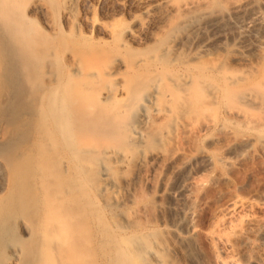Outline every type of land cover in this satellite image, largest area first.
<instances>
[{
	"label": "rangeland",
	"instance_id": "1",
	"mask_svg": "<svg viewBox=\"0 0 264 264\" xmlns=\"http://www.w3.org/2000/svg\"><path fill=\"white\" fill-rule=\"evenodd\" d=\"M139 1L81 0L75 17L69 20L65 16L63 0H40L43 14L30 15L41 33L36 58L32 55L33 62L25 61L34 64L25 83V101L7 112L0 109V144L17 137L15 148L8 154L11 156L0 155V264H47L53 257L65 264H117L120 246L131 238H139L150 246L158 244L162 248L164 264H264V109L249 111L250 123L253 118L255 121L250 125L234 115L239 109L236 97L264 84V12L256 21L246 20V16L231 19L222 27L219 25L199 35L198 47L191 48L185 55L194 64L199 57L197 62L204 65L199 64L201 68L209 72L208 82L213 81L209 84H217L216 89L221 90L218 89L219 97L211 107L206 103L208 98L205 99L203 111L207 112L199 111L193 120L196 128L191 126L190 130L197 132L193 138L188 141L186 138L183 143L182 140L181 143L178 140L160 142L169 153L184 150L189 158L200 153L207 156L194 163L187 172L188 186L177 201L165 196L167 187L174 186L177 180L176 172L167 169L165 163L154 172L150 169L144 173L148 182L134 166L118 172L117 181L127 192L123 193L127 200L124 204L112 197L101 198L94 186L99 183L96 175L100 173V165L88 168L89 173L81 172L78 163L71 160V148L64 145L57 131L54 132L52 80L69 78L65 54L70 35L81 31L94 39L102 38L97 31L86 27L85 18L95 23L131 22L140 17ZM191 57L195 62L190 60ZM0 61L1 104L9 100L13 88L9 84L11 75L4 71H11L12 66L8 68L9 65L4 64L8 63V58L2 62L4 59L0 57ZM226 77L239 79L235 84L226 85L228 91L224 88ZM257 93L264 101V94ZM204 121L212 123L211 127L199 128ZM167 125L169 123H162V128L174 133L176 124ZM224 132L230 134L231 149L228 144L210 143ZM242 138L245 143L239 144L238 140ZM159 145L152 150L160 148ZM135 157L138 158V154ZM176 165L181 168L182 161ZM49 183L69 186L67 200L83 211L82 227L75 232L81 251L73 253L72 257L62 251L57 256L45 250L41 252L42 231L46 227V220L41 215L48 204L44 193ZM22 190L30 193L21 195ZM31 193L40 201L36 207L30 205ZM21 196H29L25 207L20 204ZM25 216H30L31 220L35 218L38 228L34 229L33 243L23 247L29 230ZM39 219H43V224ZM114 221L131 223L128 238L111 227ZM241 235L245 236V241ZM17 248L24 252L21 261L13 255L14 251H19Z\"/></svg>",
	"mask_w": 264,
	"mask_h": 264
},
{
	"label": "bare ground",
	"instance_id": "2",
	"mask_svg": "<svg viewBox=\"0 0 264 264\" xmlns=\"http://www.w3.org/2000/svg\"><path fill=\"white\" fill-rule=\"evenodd\" d=\"M80 1L63 0L67 19L75 17ZM138 5L141 6L140 17L132 18L131 22L95 23L92 19L85 18L86 27L97 31L102 38L94 39L81 31L70 35L65 54L69 78L66 81L58 77L52 80L54 132L57 131L56 134L62 138L64 145L71 148V160L78 163L81 172L89 173L91 166L96 165V168L100 165V173L96 175L99 176V183L94 186L101 198L106 200L107 197H112L124 204L127 200L123 193L127 192H124L126 189L117 181L120 176L118 172L134 166L142 173L143 180L148 182L144 173L150 169L154 172L161 163H165L167 169L176 172L177 180L173 187L164 188L167 194L164 195L177 201L188 186L187 172L194 163L203 161L207 156L200 153L189 158L184 150L169 153L160 142L182 140L183 143L184 139L187 138L188 141V138H193L197 134L196 130H190L194 125L193 120H196L199 111H206H203L206 98L209 107L215 103L220 89H216L217 84L211 86L212 80L209 81L212 82L211 85L209 84V72L201 68L204 65L197 62L199 57L194 64L185 55L191 48L198 47L199 35L219 25L222 27V24L231 22V19L239 20L244 16L250 21L259 19L261 12H264V0H141ZM43 11L40 0H0V57L4 59L2 62L8 58V63L4 64L9 65L8 68L12 66L11 71H4L11 75L9 84L13 88L9 100L0 104V109H5V112L14 107L18 108L25 101V83L28 82L29 69L34 67L31 57L37 56L41 33L30 15L43 14ZM22 51L24 54H21ZM28 59L32 62L25 63ZM224 81V88L228 91L226 85L235 84L239 79L226 77ZM252 89H244L246 92L236 97L239 109L233 111L234 115L248 125L254 121L253 118L250 123L249 111L264 109V101L258 98L257 93L264 94V84ZM201 117L199 120H202ZM164 122L169 125L173 122L176 124L174 133L162 128ZM205 122L207 121L203 123ZM210 124L212 123L208 122L203 126L199 124V128L208 129ZM225 133H220L210 143L228 144L231 149L230 134ZM15 139L0 144V155L11 156L8 154L17 144ZM244 141L238 140L239 144L245 143ZM156 145L160 148L152 150ZM135 154H138V158ZM178 161H182L181 168H177ZM51 184L56 186L55 183H49L44 193L50 202L46 201L48 204L41 215L46 220V227H43L45 231H42L41 252L45 250L52 256H57L62 251L70 253L72 257L73 253L81 251L80 247L78 249L81 245L76 241L75 232L82 227L80 217L83 211L78 207L74 208L75 205L70 204V199L67 200L69 186L56 183L59 186L52 187ZM24 190L21 195L30 193L26 194ZM30 195V205L36 207L40 201L36 194L33 193L34 197L32 193ZM27 198L21 196L20 204L23 207ZM27 217H24V221L29 229L28 234L26 233L28 238L23 241V247L33 243V232L38 228L34 223L36 219ZM41 220L43 224V219ZM118 222L111 227L121 233V236H127L131 223ZM241 239L246 240L242 235ZM157 245L150 246L139 238L127 239L120 246L121 251L118 250L120 253L117 254V264H164L162 248ZM13 255L21 261L24 252L14 251ZM58 260L60 259L53 257L47 264L64 262Z\"/></svg>",
	"mask_w": 264,
	"mask_h": 264
}]
</instances>
